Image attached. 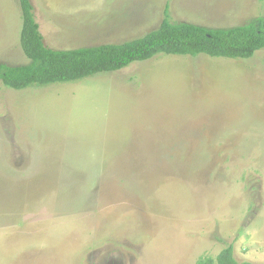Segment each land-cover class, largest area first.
Wrapping results in <instances>:
<instances>
[{"label":"rangeland","instance_id":"374dc122","mask_svg":"<svg viewBox=\"0 0 264 264\" xmlns=\"http://www.w3.org/2000/svg\"><path fill=\"white\" fill-rule=\"evenodd\" d=\"M31 2L53 49L141 37L167 6L209 28L264 17V0ZM21 26L19 0H0V64L30 62ZM228 242L264 264V48L0 80V264H196Z\"/></svg>","mask_w":264,"mask_h":264},{"label":"trees","instance_id":"16d2710c","mask_svg":"<svg viewBox=\"0 0 264 264\" xmlns=\"http://www.w3.org/2000/svg\"><path fill=\"white\" fill-rule=\"evenodd\" d=\"M22 13L20 44L30 60L21 65L0 64V80L12 89L48 86L78 81L102 72L117 71L135 61L159 53H205L213 57L250 58L264 48V17L232 27L172 22L168 15L159 27L141 37L121 43L53 49L44 43L31 0H19ZM196 264H262L239 260L233 242L225 244L216 257L201 256Z\"/></svg>","mask_w":264,"mask_h":264},{"label":"crops","instance_id":"0c3cea01","mask_svg":"<svg viewBox=\"0 0 264 264\" xmlns=\"http://www.w3.org/2000/svg\"><path fill=\"white\" fill-rule=\"evenodd\" d=\"M10 111V110H9Z\"/></svg>","mask_w":264,"mask_h":264}]
</instances>
